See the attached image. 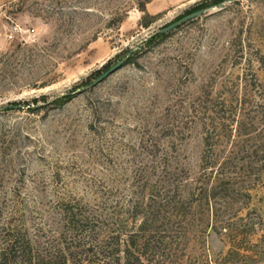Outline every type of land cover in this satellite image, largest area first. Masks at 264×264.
Masks as SVG:
<instances>
[{
	"label": "rangeland",
	"instance_id": "1",
	"mask_svg": "<svg viewBox=\"0 0 264 264\" xmlns=\"http://www.w3.org/2000/svg\"><path fill=\"white\" fill-rule=\"evenodd\" d=\"M203 1L12 0L0 9V107H22L0 113V249L28 230L68 264H117L100 240L138 207L189 200L215 182L214 225L249 212L264 224V0L210 1L203 16L158 34ZM70 208L96 216L79 224L84 232L66 222ZM205 231L190 235L187 258L228 250Z\"/></svg>",
	"mask_w": 264,
	"mask_h": 264
},
{
	"label": "trees",
	"instance_id": "2",
	"mask_svg": "<svg viewBox=\"0 0 264 264\" xmlns=\"http://www.w3.org/2000/svg\"><path fill=\"white\" fill-rule=\"evenodd\" d=\"M210 1L218 3L217 5L223 2L204 0L194 9L197 11L208 7ZM213 126L217 129L219 125ZM212 141L213 137L209 133L205 142L211 149ZM260 153L264 156V137ZM208 157L204 160L208 165L207 169L212 168L210 172L214 175V171H217L216 165H213L210 156ZM261 163L264 164V158ZM219 171L216 179L220 178ZM216 183L211 187L195 189L189 200H183L177 195L163 202L138 207L137 211H134L135 217L122 222L118 232L107 234L102 240L98 239L102 244L99 249L102 252L113 251L112 257L117 264H264V224L256 212L220 221L221 224H213L216 212L212 200L219 195ZM207 211L211 214L208 219ZM64 214L67 217L66 222L74 224L72 227L75 230L81 229L82 232L85 230L84 225L79 224L89 223L96 217L82 215L79 219L73 208L65 209ZM216 216L218 217L217 214ZM139 217H143L141 221ZM207 228L228 240V250L220 253L215 261L207 256H203L202 262L197 258H187L185 253L190 244V235L199 232L204 234ZM36 236L41 237L39 234ZM255 237L256 240L253 241ZM5 244V247L0 249V264H68L69 261L65 252L54 245L45 247L40 240L31 237L28 230L18 231L13 235V239L5 241Z\"/></svg>",
	"mask_w": 264,
	"mask_h": 264
},
{
	"label": "water",
	"instance_id": "3",
	"mask_svg": "<svg viewBox=\"0 0 264 264\" xmlns=\"http://www.w3.org/2000/svg\"><path fill=\"white\" fill-rule=\"evenodd\" d=\"M237 1H239V0H227L228 3H235ZM223 6H224V3H220L217 7L221 8ZM208 10H209V8H205V9H200V10H197L195 12L189 13V14L181 17L177 21L171 23L170 25H168L164 29L160 30L158 32V34H160V35L168 34L169 32H172L173 30H176L177 28H179L181 25L186 24L191 20H194V19H197V18L203 16ZM126 61H127V59H122V60L118 61L116 64H114L112 67H110L106 72H104L97 79H95L87 87V89H92V88L96 87L98 84L105 81L111 75L115 74L117 71H119L126 64ZM21 108L22 107L20 105L4 106V107H0V113L11 111V110H19Z\"/></svg>",
	"mask_w": 264,
	"mask_h": 264
},
{
	"label": "built area",
	"instance_id": "4",
	"mask_svg": "<svg viewBox=\"0 0 264 264\" xmlns=\"http://www.w3.org/2000/svg\"><path fill=\"white\" fill-rule=\"evenodd\" d=\"M19 34V28L17 25L12 26L11 28H9L7 34H6V38L8 40H14L17 38V35Z\"/></svg>",
	"mask_w": 264,
	"mask_h": 264
},
{
	"label": "crops",
	"instance_id": "5",
	"mask_svg": "<svg viewBox=\"0 0 264 264\" xmlns=\"http://www.w3.org/2000/svg\"><path fill=\"white\" fill-rule=\"evenodd\" d=\"M9 1H12V0H0V9H2V7Z\"/></svg>",
	"mask_w": 264,
	"mask_h": 264
}]
</instances>
